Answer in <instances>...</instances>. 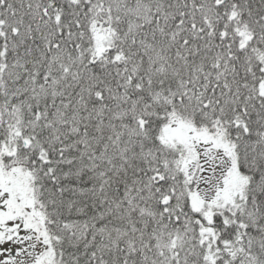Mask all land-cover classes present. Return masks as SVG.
I'll list each match as a JSON object with an SVG mask.
<instances>
[{
    "label": "snow or ice",
    "instance_id": "6c2138e0",
    "mask_svg": "<svg viewBox=\"0 0 264 264\" xmlns=\"http://www.w3.org/2000/svg\"><path fill=\"white\" fill-rule=\"evenodd\" d=\"M0 264H264V0H0Z\"/></svg>",
    "mask_w": 264,
    "mask_h": 264
}]
</instances>
